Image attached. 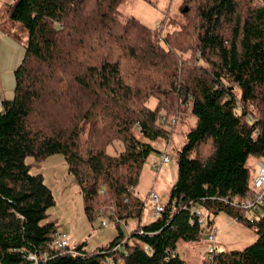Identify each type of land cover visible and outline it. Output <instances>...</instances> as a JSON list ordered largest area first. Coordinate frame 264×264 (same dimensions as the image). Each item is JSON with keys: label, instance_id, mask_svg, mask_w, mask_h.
Returning <instances> with one entry per match:
<instances>
[{"label": "trees", "instance_id": "16d2710c", "mask_svg": "<svg viewBox=\"0 0 264 264\" xmlns=\"http://www.w3.org/2000/svg\"><path fill=\"white\" fill-rule=\"evenodd\" d=\"M121 1L12 0L0 16L1 30L26 38L15 96L0 107V264H185L178 241L199 242L219 212L257 238L214 247L202 264H264V204L240 205L256 193L248 160L264 161V0H182L156 27L122 14ZM188 110L197 120L176 179L143 223L136 187L152 142L169 141ZM57 153L88 221L116 228L95 250L54 244L56 197L32 169Z\"/></svg>", "mask_w": 264, "mask_h": 264}, {"label": "rangeland", "instance_id": "374dc122", "mask_svg": "<svg viewBox=\"0 0 264 264\" xmlns=\"http://www.w3.org/2000/svg\"><path fill=\"white\" fill-rule=\"evenodd\" d=\"M182 0H122L119 6L122 14L138 18L150 27H156L164 17H179ZM12 0H0V16L5 13L7 3ZM148 105L153 107L155 99L150 97ZM196 117L188 110L179 119L175 132L169 141L157 139L152 142L158 151H152L142 169L140 181L136 187L137 195L144 201L142 222L153 218L155 208L154 196L163 204L168 197L169 189L177 176V149L185 142L186 132L196 123ZM141 137V136H140ZM142 138V137H141ZM143 139V138H142ZM122 148L120 141H115L108 147V152L115 154ZM166 155L168 161H162ZM28 161H33L30 157ZM248 165L252 173L258 171L257 161L250 158ZM33 173L44 174L47 184L52 188L56 204L49 213L52 219L58 220L60 227H68L69 243L74 246L85 243L84 249L91 251L107 244L115 235L116 228L100 226L99 221L91 224L83 212L82 196L79 184L68 171V165L63 154L50 156L47 161L32 169ZM203 214V213H202ZM213 217V216H212ZM107 221V220H106ZM137 219H130L121 225L123 232L129 234L136 226ZM213 235L209 240L208 235ZM257 238V233L243 221L234 220L225 212L214 215L211 228H204L199 242L179 240L177 253L185 264H202L211 246L217 251L239 250L251 244Z\"/></svg>", "mask_w": 264, "mask_h": 264}, {"label": "crops", "instance_id": "0c3cea01", "mask_svg": "<svg viewBox=\"0 0 264 264\" xmlns=\"http://www.w3.org/2000/svg\"><path fill=\"white\" fill-rule=\"evenodd\" d=\"M18 34V37H13L0 29V95L7 100H11L15 96V73L22 63L26 51V38L23 32ZM66 228L69 231L67 226Z\"/></svg>", "mask_w": 264, "mask_h": 264}, {"label": "built area", "instance_id": "2783aa9c", "mask_svg": "<svg viewBox=\"0 0 264 264\" xmlns=\"http://www.w3.org/2000/svg\"><path fill=\"white\" fill-rule=\"evenodd\" d=\"M3 104V97L0 95V107ZM162 161H168V157L166 155L162 156ZM258 164V171L256 175L253 178V186L256 189V193L251 198H245L243 200H240V205L242 208L246 210H251L254 208H257L260 205L264 204V161L259 160L257 161ZM234 201H238L237 198L234 199ZM154 202H155V208L153 210V218L159 214V212L162 210V204L158 201V197L154 196ZM196 213L200 215V211L196 209ZM202 221V218H200ZM105 226H109V222H103L102 223ZM209 240L213 239V235L208 236ZM54 244L57 248H64L67 245H69V232L66 229L59 228L56 232V238L54 241ZM210 251L214 250V247L211 246Z\"/></svg>", "mask_w": 264, "mask_h": 264}, {"label": "water", "instance_id": "95a60500", "mask_svg": "<svg viewBox=\"0 0 264 264\" xmlns=\"http://www.w3.org/2000/svg\"><path fill=\"white\" fill-rule=\"evenodd\" d=\"M187 8H185V10H186Z\"/></svg>", "mask_w": 264, "mask_h": 264}]
</instances>
